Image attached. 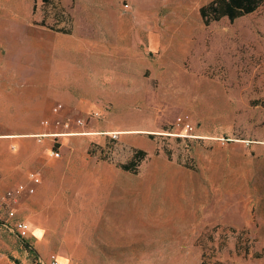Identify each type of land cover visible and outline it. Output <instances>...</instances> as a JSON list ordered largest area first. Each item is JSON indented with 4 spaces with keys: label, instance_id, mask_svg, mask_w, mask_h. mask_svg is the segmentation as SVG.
Returning a JSON list of instances; mask_svg holds the SVG:
<instances>
[{
    "label": "rangeland",
    "instance_id": "rangeland-1",
    "mask_svg": "<svg viewBox=\"0 0 264 264\" xmlns=\"http://www.w3.org/2000/svg\"><path fill=\"white\" fill-rule=\"evenodd\" d=\"M211 1L0 0V264H264V3Z\"/></svg>",
    "mask_w": 264,
    "mask_h": 264
},
{
    "label": "built area",
    "instance_id": "built-area-1",
    "mask_svg": "<svg viewBox=\"0 0 264 264\" xmlns=\"http://www.w3.org/2000/svg\"><path fill=\"white\" fill-rule=\"evenodd\" d=\"M181 121V118L178 119ZM180 123V122H179ZM186 132H191L194 130L193 125L190 123H183ZM116 135V134H115ZM190 136V135H189ZM53 155L59 157L60 153L58 150H53ZM41 175L36 171H31L29 173L28 181L19 182L14 188L7 190L0 197V209L4 210L5 215L9 220L8 222H3L2 224L10 232L17 233L20 237H25L29 231L27 222L16 217L15 205L19 201L20 197L25 193L28 195L34 194L37 191L39 184L41 183ZM39 264H67L59 256H54L48 259L45 263L43 260H39Z\"/></svg>",
    "mask_w": 264,
    "mask_h": 264
},
{
    "label": "trees",
    "instance_id": "trees-1",
    "mask_svg": "<svg viewBox=\"0 0 264 264\" xmlns=\"http://www.w3.org/2000/svg\"><path fill=\"white\" fill-rule=\"evenodd\" d=\"M48 0H43L47 2ZM264 0H212L205 3L199 9L203 23L208 26L212 22L219 21L223 18H229L230 21L240 19L256 11ZM66 32V31H63ZM145 152L138 150L134 157L128 162L121 165V168L127 171H136L138 161H140ZM3 223L0 221V224Z\"/></svg>",
    "mask_w": 264,
    "mask_h": 264
},
{
    "label": "crops",
    "instance_id": "crops-1",
    "mask_svg": "<svg viewBox=\"0 0 264 264\" xmlns=\"http://www.w3.org/2000/svg\"><path fill=\"white\" fill-rule=\"evenodd\" d=\"M138 39H140V36L138 33H135V35L133 36V40L137 41Z\"/></svg>",
    "mask_w": 264,
    "mask_h": 264
},
{
    "label": "bare ground",
    "instance_id": "bare-ground-1",
    "mask_svg": "<svg viewBox=\"0 0 264 264\" xmlns=\"http://www.w3.org/2000/svg\"><path fill=\"white\" fill-rule=\"evenodd\" d=\"M29 226H30V224H29V222H28V228H29Z\"/></svg>",
    "mask_w": 264,
    "mask_h": 264
}]
</instances>
